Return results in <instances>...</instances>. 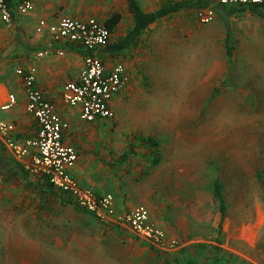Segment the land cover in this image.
<instances>
[{"label": "rangeland", "instance_id": "obj_1", "mask_svg": "<svg viewBox=\"0 0 264 264\" xmlns=\"http://www.w3.org/2000/svg\"><path fill=\"white\" fill-rule=\"evenodd\" d=\"M213 10L211 23L181 24L164 34L163 46H149L158 51L131 67L133 77L127 71L115 118L96 127L115 160L138 137L161 140L163 161L150 174L142 169L152 208L130 205L143 194L129 183L118 201L76 179L83 192L113 195L112 213L91 212L77 194L55 186L87 210L79 211L50 193L29 157L13 154L16 162L0 161V264H264V20L250 10L229 17V56L227 25ZM139 151L134 159L143 157ZM125 175L134 184L136 176ZM216 179L228 204L223 220ZM140 205L165 241L177 243L174 250L143 241L123 222Z\"/></svg>", "mask_w": 264, "mask_h": 264}, {"label": "crops", "instance_id": "obj_2", "mask_svg": "<svg viewBox=\"0 0 264 264\" xmlns=\"http://www.w3.org/2000/svg\"><path fill=\"white\" fill-rule=\"evenodd\" d=\"M137 1L144 11L154 12L166 4L182 0ZM191 1L196 3L194 0ZM34 3L35 6L32 11L27 13L16 12L11 23H6L2 19L0 9V120L14 123L15 128L12 136L15 139L22 141L36 135L37 122L35 117L27 111L28 97L25 92L23 77L17 73L18 68L25 70L34 68L38 87L47 98L55 103L61 117L69 123L63 139L67 144L74 145L79 151V159L71 171L79 183L100 193H113L118 201L127 192L129 183L134 192L137 190L138 194H143L142 198L139 199L138 196L135 201H131L130 205L145 204L151 207L149 201L144 198L150 188L149 178H145L147 174L142 170L143 168H148L147 159L144 157L145 152H142L143 157L141 158L134 159L133 154L130 152L131 155L126 160L122 159L123 155L121 158H116V160L111 159L112 157L106 155L107 143L110 140L103 134L98 133L96 127L100 128L99 125L103 123L102 119H114L115 117H97L92 121H86L80 116L81 107L79 105L70 106L63 100V86L68 81L77 80L84 66L86 49L76 43L55 42L47 30L43 33L37 31L38 23L41 19H46L49 23H52L63 16H71L78 19L94 17L105 24L112 15L119 14L120 19L111 32L110 39L111 43L118 42L135 25V17L130 8L129 0H34ZM222 7L223 5H213V9L215 8L219 17H221L220 15L223 11L225 12ZM198 8L196 5L181 8L157 19L144 30L136 43L129 48L109 53L103 51L104 47L100 53L104 64L110 69L117 62L124 63L126 71H129L130 76L133 77L131 67L135 66L136 62L148 61L146 57L150 53L158 51V49L154 48L148 50V47L152 45L154 47L163 46L164 38H161L164 37L166 32L169 34L170 31L179 30L181 24L190 27L193 22L200 23L196 17ZM173 36L171 34L169 38ZM58 49H63L64 54L60 55ZM44 50H47L48 53L40 56L38 53ZM102 52L104 55H102ZM124 89L113 97L111 101L113 108L117 107L118 101H121V96L125 92H123ZM10 94L15 95L16 101L10 109L5 110L2 105L8 101ZM88 124H90L89 127H87ZM0 141L3 142L6 150L4 156L6 160L1 163L10 164L11 156L14 157L13 152L3 141L1 134ZM138 154H140V151H138ZM14 158L16 159V157ZM15 159H12V161L16 162L17 160ZM130 159L137 162V168H130ZM156 166L152 167L148 174ZM128 170L136 176L134 184L127 180L128 177L125 174ZM25 180L30 181L28 174ZM39 180L42 181V178ZM139 181L145 182V184H141ZM50 193L58 196V199L63 202L62 204L73 205L79 211L85 212L78 207L76 201L65 198L62 193L55 194L51 191ZM150 216L151 220H153V213L152 215L150 213ZM219 216L223 220L227 213L223 217L221 214ZM119 233L130 241L133 240L132 238L138 239L131 233L122 231ZM138 241L143 245L142 241L139 239ZM146 248L150 249L149 246H146Z\"/></svg>", "mask_w": 264, "mask_h": 264}, {"label": "built area", "instance_id": "obj_3", "mask_svg": "<svg viewBox=\"0 0 264 264\" xmlns=\"http://www.w3.org/2000/svg\"><path fill=\"white\" fill-rule=\"evenodd\" d=\"M194 1L205 3L196 13L197 20L205 24L215 20L213 5L248 6L264 3V0ZM34 6V0H21L17 10L20 13H27L32 11ZM0 9L2 19L6 23H11V10L6 0H0ZM45 30L55 42L76 43L86 49L84 66L77 80L68 81L63 86V100L70 106L79 105L80 116L86 121H92L97 117L114 118L116 113L111 101L115 94L125 88L128 76L124 63L117 62L108 69L100 56L101 50L111 39V31L108 27L94 17L78 19L63 16L52 23L41 19L37 31L43 33ZM46 53L48 51L44 50L38 54L43 56ZM58 53L64 54L63 49H58ZM35 71L34 68L17 69V73L23 77L28 97L27 111L36 119L37 133L34 137L20 141L10 136L15 128L14 123L0 120V134L3 141L17 157L27 156L31 159L32 172L44 175L56 187L77 194L79 203L87 210L95 212L103 209L112 213L113 195L97 196L80 189L71 172L79 159V151L63 139L69 123L61 117L55 103L38 87ZM15 101V95L10 94L2 108L10 109ZM123 222L128 224L140 239L157 248L174 250L177 247L175 241H165L163 231L151 223L149 211L143 205L127 212Z\"/></svg>", "mask_w": 264, "mask_h": 264}, {"label": "trees", "instance_id": "obj_4", "mask_svg": "<svg viewBox=\"0 0 264 264\" xmlns=\"http://www.w3.org/2000/svg\"><path fill=\"white\" fill-rule=\"evenodd\" d=\"M11 10L12 18H14L17 10V6L21 0H6ZM194 3L191 0H182L179 2H175L172 4H166L162 6L160 9L154 12H146L142 9L139 2L137 0H129L130 8L132 9L135 17V25L129 31V33L120 41L111 43L109 42L108 45L103 49V51H107L111 53L112 51H121L123 49L129 48L131 45L136 43L139 39L141 34L144 30L154 21L159 18H162L171 12L177 11L181 8H187L189 6H198L203 7L205 3L195 1ZM223 13H221V19L224 21L225 25L228 28V36H227V45H228V55L231 56V47L229 45L231 41V27L229 21V17L234 14H238V12H244L250 10L251 12L257 14L259 17L264 19V3L263 4H256V5H248V6H223L222 7ZM216 12V11H215ZM120 19L119 14L112 15L106 22L105 25L108 29L112 32L114 27L116 26L117 22ZM137 143H131V153L136 154L138 153L139 149L144 148L145 153L144 157L147 159L148 168L146 172L148 173L150 169L163 161V151H162V142L161 140L152 135L141 136L137 138ZM5 148L3 142L0 141V161L3 162L6 160L5 156ZM130 152H125L123 154L122 159L126 160L128 158ZM45 187L48 188L52 193L58 194L60 190H56L55 186L49 181V179H45ZM213 197L218 206L221 216H225L228 209V204L224 194V185L219 180L216 179L213 182ZM76 204V203H75ZM79 207V206H78ZM82 209V208H81ZM85 210V209H83ZM87 211V210H85ZM89 212V211H88Z\"/></svg>", "mask_w": 264, "mask_h": 264}]
</instances>
